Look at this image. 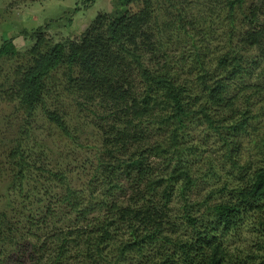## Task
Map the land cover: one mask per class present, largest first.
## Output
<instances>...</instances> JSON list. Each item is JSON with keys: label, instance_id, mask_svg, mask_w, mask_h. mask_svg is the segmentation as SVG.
Wrapping results in <instances>:
<instances>
[{"label": "trees", "instance_id": "trees-1", "mask_svg": "<svg viewBox=\"0 0 264 264\" xmlns=\"http://www.w3.org/2000/svg\"><path fill=\"white\" fill-rule=\"evenodd\" d=\"M116 3L73 38L24 31L26 60L0 83V103L21 112L25 128L41 111L59 137L74 139L66 113L45 107L64 69L65 95L91 108L102 141L79 187L42 155L32 162L33 133L14 141L5 156L18 203L0 209V264L20 243L30 264H243L225 238L251 218L264 224V161L239 164L243 136L259 138L264 153L254 126L264 115L245 96L264 94V0ZM200 128L218 156L205 157L206 172L197 162L208 143L191 136ZM217 163L239 169L234 186L218 202L213 191L189 205ZM175 195L181 216L171 212Z\"/></svg>", "mask_w": 264, "mask_h": 264}, {"label": "rangeland", "instance_id": "rangeland-1", "mask_svg": "<svg viewBox=\"0 0 264 264\" xmlns=\"http://www.w3.org/2000/svg\"><path fill=\"white\" fill-rule=\"evenodd\" d=\"M116 4V0H0V83H3L5 78L12 77L11 70L14 64L18 61L23 63L26 60L24 55L31 43L27 41L24 31L29 35L42 27L46 37L52 38L55 42L73 38L87 28L98 14L111 12ZM261 67L264 68V62L261 63ZM63 73L64 69L54 72L53 80L57 86V93L52 91L45 100V107L60 108L66 113L65 120L72 134L76 136L74 139L59 137L58 130L55 131L41 111L32 119L30 126L25 128L26 121L22 113L17 114L13 106L0 103V209L4 208L8 201L15 208L17 207L18 198L11 190H8L12 187H10V168L5 155L14 145V141L25 138L26 133H33L26 148L27 153H33L32 162L38 155H42L49 168L63 170L72 179L71 181H75L76 187L83 185L88 179L86 175L89 173L90 163H94L98 153L102 152L100 132L96 127V119L91 113V108H79L72 96L65 95ZM246 93L245 96L251 97L252 111L264 115V94L255 96L250 92ZM97 113H100V110H97ZM254 126L264 134V116ZM202 131V128L192 130L191 136L195 140L194 143L199 146L208 143L207 147H200L202 153H198L200 159L197 162V165L201 164L202 172H206L205 159L218 160V156L212 154L209 147L213 143L211 140L209 142L206 140L210 138H207L208 134ZM32 135H35L34 139ZM241 142L243 148L239 164L245 165L246 169L248 166L255 168L260 165L259 162L264 161V153L258 151L256 147L259 138L253 135L243 136ZM36 143L41 147H36ZM215 168L217 171L213 176H205L203 178L205 181L198 183L197 187L191 191L189 205L201 204L207 194L213 191L215 194L209 201L218 202L221 198L224 199L230 187L234 186V178L235 175L239 176V169L232 170L220 163H217ZM222 187L228 190L221 191ZM184 204V201L175 195L170 204L172 214L181 216ZM197 209L203 208L196 207L191 210ZM63 221L60 220L58 224L65 228L67 224ZM177 223H182L179 226L183 228L185 221L179 220ZM225 239H227L229 250L237 254L243 264H264L262 257L264 255V224L258 225L256 218L243 223L234 233H228ZM17 249H11L15 251V255L9 254L6 263L30 264L32 260L30 248L20 243Z\"/></svg>", "mask_w": 264, "mask_h": 264}]
</instances>
